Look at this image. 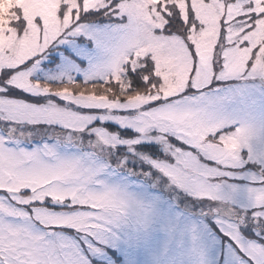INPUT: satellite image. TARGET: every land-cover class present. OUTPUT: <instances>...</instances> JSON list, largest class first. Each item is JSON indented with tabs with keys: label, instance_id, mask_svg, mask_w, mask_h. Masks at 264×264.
I'll return each mask as SVG.
<instances>
[{
	"label": "snow or ice",
	"instance_id": "6c2138e0",
	"mask_svg": "<svg viewBox=\"0 0 264 264\" xmlns=\"http://www.w3.org/2000/svg\"><path fill=\"white\" fill-rule=\"evenodd\" d=\"M0 264H264V0H0Z\"/></svg>",
	"mask_w": 264,
	"mask_h": 264
}]
</instances>
